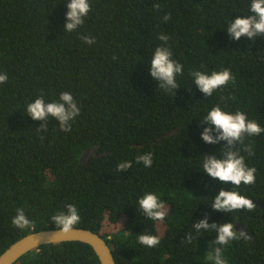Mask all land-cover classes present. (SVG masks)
<instances>
[{
    "label": "trees",
    "instance_id": "trees-1",
    "mask_svg": "<svg viewBox=\"0 0 264 264\" xmlns=\"http://www.w3.org/2000/svg\"><path fill=\"white\" fill-rule=\"evenodd\" d=\"M89 3L85 23L67 33L66 0H0V73L8 75L0 85V254L31 232L57 228L51 217L72 203L81 215L74 227L101 235L117 264H210L205 255L216 233L199 236L192 227L205 215L209 223L232 222L249 236L225 249L229 264H264V133L245 139L253 154L241 152L257 169L256 183L234 189L253 199L254 211L213 210L211 197L233 185L201 171L203 154L219 156L223 144H207L201 136L207 125L200 120L217 103L264 127V35L235 41L227 32L250 0ZM161 33L183 65L175 94L158 88L149 71L155 48L164 44ZM223 68L231 69L235 83L204 97L190 72ZM64 91L81 108L72 131H61L49 117L40 133L45 122L25 114L26 105L42 94L47 102L58 100ZM149 152L150 168L135 162ZM127 160L132 168L118 172L117 164ZM146 192L165 202L163 221L138 212ZM18 208L34 230L12 224ZM142 233L159 236L160 244L141 245ZM189 233L197 235L190 243ZM13 264L101 262L91 245L62 241L34 248Z\"/></svg>",
    "mask_w": 264,
    "mask_h": 264
},
{
    "label": "clouds",
    "instance_id": "clouds-1",
    "mask_svg": "<svg viewBox=\"0 0 264 264\" xmlns=\"http://www.w3.org/2000/svg\"><path fill=\"white\" fill-rule=\"evenodd\" d=\"M67 23L63 26L64 32H76L80 26L85 23L91 11L89 0H66ZM159 9L160 5H153ZM249 13H251L249 15ZM171 14L165 15L164 20H169ZM227 32L232 40L239 41L241 37L254 40L256 37L264 35V0H250L247 13L237 16L234 21L227 24ZM159 40L164 44L157 46L151 56V67L149 69L151 76L159 81L161 90L174 93L180 86L177 82V76H183V65L173 59V51L168 46L169 36L161 33ZM82 41L91 45L95 39L88 35L80 37ZM193 83L204 94V97L213 96L214 92L228 86L229 82L235 83V76L230 68L222 70H213L211 73L206 71H191ZM8 80L7 73H0V85ZM221 97V100H224ZM25 114L31 116L33 120L44 121L37 130H47V121L49 117H55L59 121L61 131L68 133L72 131V124L81 113V108L73 95L64 91L59 95L58 100L47 102L43 96H39L34 101L29 102L24 109ZM200 122L206 124L201 133L202 139L207 144H220L222 147L217 154H203L202 172L207 173L211 178L217 179L223 184L231 183L233 190L222 188L219 194L211 197L210 203L212 209L224 213H233L234 211L246 210L254 211L257 205L253 199L242 195L234 190L243 185H254L256 183L255 167H249L245 161V156L241 152L253 154L251 144H245L248 137L259 136L264 133L262 127L256 120H249L247 113L242 110L230 112L225 110L220 103H217L207 111L203 120ZM43 139L44 136L41 135ZM240 146H243L242 148ZM135 162H143L144 167L150 168L153 164V153L138 155ZM131 160L122 161L117 164L116 170H126L132 168ZM209 203V202H208ZM17 214L12 219V224L19 229H35L34 223L27 217L23 208L16 209ZM138 212L145 216V219L151 221H163L167 215L165 202L156 192H146L138 199ZM55 222L60 233L67 234L74 230V226L81 220L80 212L75 204L66 205V211L61 210L51 217ZM194 232L199 235L202 232H215V239L211 241L210 250L205 255V259L210 264H229L228 258L224 255L225 249L233 242L240 239L248 240L249 236L244 230H236L232 222L227 223H209L208 215L199 223L192 224ZM195 235V236H197ZM195 236L189 233L186 237L187 242H191ZM200 236V235H199ZM138 242L146 248H154L160 244V237L157 235L142 233L138 237Z\"/></svg>",
    "mask_w": 264,
    "mask_h": 264
},
{
    "label": "water",
    "instance_id": "water-1",
    "mask_svg": "<svg viewBox=\"0 0 264 264\" xmlns=\"http://www.w3.org/2000/svg\"><path fill=\"white\" fill-rule=\"evenodd\" d=\"M263 208L264 205L260 204ZM264 217V212L262 214ZM240 223V222H238ZM62 241H82L92 246L101 264H117L115 256L106 240L92 229L74 227L67 234L60 233L57 228L31 232L14 241L0 254V264H13L23 254L43 244Z\"/></svg>",
    "mask_w": 264,
    "mask_h": 264
}]
</instances>
